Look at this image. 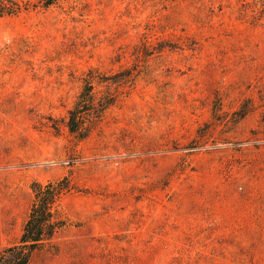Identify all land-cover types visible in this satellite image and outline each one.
<instances>
[{"label": "rangeland", "instance_id": "obj_1", "mask_svg": "<svg viewBox=\"0 0 264 264\" xmlns=\"http://www.w3.org/2000/svg\"><path fill=\"white\" fill-rule=\"evenodd\" d=\"M92 70L116 102L79 141L66 116ZM63 177L67 224L32 264H264V0L0 16V250L32 185Z\"/></svg>", "mask_w": 264, "mask_h": 264}, {"label": "trees", "instance_id": "obj_2", "mask_svg": "<svg viewBox=\"0 0 264 264\" xmlns=\"http://www.w3.org/2000/svg\"><path fill=\"white\" fill-rule=\"evenodd\" d=\"M58 1L37 0L35 3L27 1L26 5H23L16 0H0V16L17 15L24 6L49 8ZM116 76L103 77L102 82H114ZM97 78L96 72L90 71L75 105L66 116L67 128L79 141L87 139L93 133L106 111L116 102L111 94L98 97L94 85ZM32 190L35 199L20 240L0 250V264H32L35 256L50 245L67 224L61 216L60 202L67 193L75 190V185L68 177L47 185L35 182Z\"/></svg>", "mask_w": 264, "mask_h": 264}]
</instances>
